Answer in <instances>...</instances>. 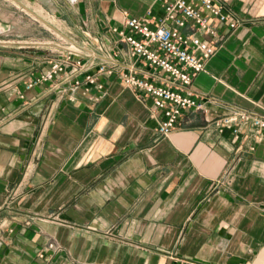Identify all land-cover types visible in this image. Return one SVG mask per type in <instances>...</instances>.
<instances>
[{
  "label": "crops",
  "instance_id": "obj_1",
  "mask_svg": "<svg viewBox=\"0 0 264 264\" xmlns=\"http://www.w3.org/2000/svg\"><path fill=\"white\" fill-rule=\"evenodd\" d=\"M223 1L240 23L217 26L194 77L203 108L160 136L162 109L119 79L154 69L112 30L162 14L158 0H0V264H264V129L215 125L236 108L264 116V0ZM29 2L114 64L102 90L26 88L54 55Z\"/></svg>",
  "mask_w": 264,
  "mask_h": 264
},
{
  "label": "built area",
  "instance_id": "obj_2",
  "mask_svg": "<svg viewBox=\"0 0 264 264\" xmlns=\"http://www.w3.org/2000/svg\"><path fill=\"white\" fill-rule=\"evenodd\" d=\"M158 1L163 8L162 14L151 15V10H148L143 17L129 15L124 19L123 29L113 27L112 30L118 34L120 41L128 45L136 61L154 69L144 75L140 72L141 67L132 62L127 70L119 71V79L137 93L150 96L153 107L162 109L163 117L159 120L157 132L166 136L175 129L183 110L203 108L202 101L191 92V85L194 77L205 69L207 60L216 53L217 26L224 24L228 29H234L240 20L223 0ZM28 11L47 28V22L42 18L44 14ZM43 11L54 18L50 12ZM57 32L53 35L54 40L45 39L42 42L43 46L52 48L54 54L49 66L28 81L26 88L50 81V90L58 91L70 100L81 87L85 93L91 85L102 90L103 84L98 81V75L116 71L114 64L98 61V54L86 49V42ZM93 68H96L95 72L91 71ZM215 125L220 130L230 129L237 137L246 125L258 131L264 129V116L236 108L218 117ZM170 257L167 264H203L187 262L174 255Z\"/></svg>",
  "mask_w": 264,
  "mask_h": 264
},
{
  "label": "rangeland",
  "instance_id": "obj_3",
  "mask_svg": "<svg viewBox=\"0 0 264 264\" xmlns=\"http://www.w3.org/2000/svg\"><path fill=\"white\" fill-rule=\"evenodd\" d=\"M28 4H30V10H32V11H34V12H36L37 11V13L38 12H41L42 14H44L45 15V19L48 21V22H51V23H53V25H55V26H57V21H56V19L55 18H53V17H51L50 15H48L45 11H43V9L40 7V5L39 4H36V3H34V2H29ZM31 15H32V19L33 20H36L37 19V17L33 14V13H31ZM46 25V27H47V31H48V33H49V37L47 38L48 40H54V37H53V35L54 34H58V32L56 31V29L54 28V27H52L51 25H49L48 24V26H47V24H45ZM58 27V26H57ZM33 40H37V39H33ZM49 50V52H51V50H52V48H48ZM52 53V52H51Z\"/></svg>",
  "mask_w": 264,
  "mask_h": 264
},
{
  "label": "bare ground",
  "instance_id": "obj_4",
  "mask_svg": "<svg viewBox=\"0 0 264 264\" xmlns=\"http://www.w3.org/2000/svg\"><path fill=\"white\" fill-rule=\"evenodd\" d=\"M38 13H39V12H38ZM42 18L47 22V24L51 25V26L54 27L57 31H60V32H61V29H60L59 27L53 25V23L48 22V21L45 19L46 17H45L44 15H42Z\"/></svg>",
  "mask_w": 264,
  "mask_h": 264
}]
</instances>
